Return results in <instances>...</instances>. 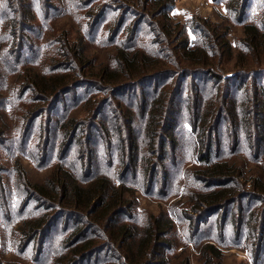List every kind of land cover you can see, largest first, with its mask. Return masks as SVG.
<instances>
[{
  "label": "rangeland",
  "instance_id": "rangeland-1",
  "mask_svg": "<svg viewBox=\"0 0 264 264\" xmlns=\"http://www.w3.org/2000/svg\"><path fill=\"white\" fill-rule=\"evenodd\" d=\"M25 1L18 0L16 2L18 10H22V3L32 4L36 9L37 18L31 22L34 26L31 31L24 30V33L29 36L30 43L29 47L26 46L22 64L16 63L14 59H9L7 50L0 51V128H8L7 134L0 138V264L52 263L53 248L57 247L61 238L52 242L48 254L46 251L44 254L40 255L39 253L37 255L42 237L41 232L36 233L34 243L25 252H21L20 249L23 246H18V244H22V241H19L21 225L39 217L42 212H50L53 218L61 211L62 214L58 219L59 225L53 229L56 231L64 228V224H67L68 221L78 224L77 221H82V216L80 217L77 213L73 216L71 210L57 208L56 204H52L53 206L49 208L51 203L46 199L42 200L38 193H31V186L34 184L38 188H44L53 168L63 161H65L63 168L67 169L73 178L78 179L76 173L70 168V166L74 167L73 164L80 165L79 170L84 177L86 173L89 174L88 167L91 168L92 176L97 175L96 178L98 179L105 177L103 175L104 170L101 168L103 154L100 145L106 143V130H103L102 125L106 123L116 136L118 129H121L124 126L123 123L126 122L122 117L123 110L127 104L130 105L131 101H133L131 102L132 112L136 117L133 130L136 132L135 134L142 135L143 132L146 134L144 142L141 144L143 155H140V160H137L135 165L133 164L131 167L129 164L127 166V162L121 164L117 175L116 171L111 174L116 175L114 180L113 178L110 179L112 189L124 187L128 193H132L128 196L129 200H132L131 205L127 208L123 207V212L115 216L113 220L115 224L126 223L137 226L135 237L129 239L127 243H138L145 235L144 229L154 225L155 218L169 219L173 227L162 235L161 242L163 241L164 246L161 247L163 255L160 257L163 262H159V264H183L185 263L183 260H187L188 264H217L219 260L220 264H264V238L260 234L259 240H262L260 244L262 251L258 255L257 250L253 249L246 242L245 237L240 234L239 225L243 219L241 221L236 220L241 216L240 210L242 208L245 209L244 214L246 213V218H248L249 211L246 212V209L254 203H259V205H255L257 209L252 208L251 210L258 214L256 218L260 219L263 224L264 206H261L258 196L253 193L255 192L253 185V178L255 177L253 175L257 172L256 160L253 161L241 153L234 156L233 151L236 149V144H233V140L228 139L226 148L222 147L221 149H224L225 153L230 151L231 155L228 160H230V164L234 163L236 168H240L241 174L239 175L241 176L236 174V177L234 176L236 182L231 180L225 186L235 188V191L239 192L238 197L224 202L222 208H218L211 217L207 216L213 208L200 206L202 212L198 213L200 202L193 203L194 197L199 198L201 194L221 186L210 184L202 178L201 174L206 172L209 165L200 159L199 153L193 152V145L187 141L188 137L184 139L183 136L175 133V138L179 140V145L175 151L172 150L166 139L162 140L166 134L165 123L159 129V137L155 143L158 148L161 142L164 143L165 149L160 151V148L158 150L153 148L157 157L151 156L153 151L149 150L148 145V123L146 124L142 120L143 114L141 112L142 95L147 94L148 96V92L142 91V88H145L144 85H148V82L141 81L143 85L139 87L135 85L140 82H128L127 86L124 84L125 87L122 90L125 92L122 96L117 94L118 92L115 93L116 90L114 92L113 88L103 87L92 80L95 77L99 79L98 75L100 74L98 73H101L104 68L108 70V75L110 71L117 70L119 72L122 68L116 59L120 42L143 51L164 49L169 53V56L162 60H165L166 64L172 68L179 66L181 60L179 56L182 52L181 37L168 34L162 28L163 15H152L151 0H144L147 8L141 7L138 2L130 8V5L122 6L121 1L106 0L112 8L107 9L105 16L98 21H94V18L99 12V6L96 2L100 0L94 3V7H89L91 15L86 18L82 15L84 13L82 10H76L73 0H49L48 4L45 3L48 0H35V4L32 3V0ZM228 1L173 0V7L167 16L168 22L171 24L180 23L182 25V23L192 20L195 21V24L198 23L200 29L206 31L208 43L211 45V47H207L208 53H205L208 55L210 67L215 69V72L233 75L234 80H231V84H238L240 80H237L235 76L240 73L239 71L246 70L248 72L264 69V46L254 49L245 41L243 24L253 22L261 28L264 20V0H249L247 8L243 6L246 0H231V11H228L227 8ZM50 2H52L51 5ZM0 7L2 8V6ZM130 10H135V15H131L132 20H126L120 26V21L124 18H120V16L130 14ZM0 12L5 17H10L7 10H0ZM240 18L242 22H240ZM135 22L140 23L137 25V33L132 35V27H134ZM188 25L189 46L192 47L195 46L194 39L196 36L190 28L188 29ZM150 26L153 31L159 30L161 33L159 35L154 34ZM225 28H228L227 39L231 43V52L225 46L222 47L220 43V34L225 31ZM69 43L75 45V49H70V53L65 48V44L69 45ZM61 52L67 53L66 56ZM77 53H80V57L84 61L83 67H79ZM66 58L71 59L73 71H79L80 76L78 78L94 85L82 84L76 90L73 88L61 93L60 102L56 109L52 108L54 107L55 96L50 97L47 101L39 99L40 101L34 102V105H43L46 112L37 120L35 132L25 136L24 128L32 117L30 107L33 104H30L29 100L35 97L36 93L30 89L23 92L21 96L22 92L19 93L18 91L22 90V78L26 77L25 74L33 75L34 73L49 76L51 74L49 72L52 71L49 70V67L56 61ZM13 66L16 68H11ZM206 68L202 67L201 70H206ZM64 70L66 69L64 68ZM134 73V71H130L131 76ZM261 75L260 81L264 83V74ZM121 78H129V76L123 75ZM249 81L251 80L249 79ZM224 84L225 81H222L219 90L220 97L221 91L225 89ZM153 87V85L149 86V90ZM203 87L205 88V85ZM93 88L97 89V92L91 96L89 92ZM15 92L19 95L16 100L12 97ZM93 100L94 102L99 100L96 107L91 104ZM213 100L214 107L218 105L220 108L221 104L218 103L220 98L217 100L213 98ZM225 108L229 109L228 101ZM223 115L229 117L225 111ZM47 116L51 120V137L46 152L48 154L45 156L46 153L39 155L38 152V148L44 144L43 139L40 136L35 137V135L45 134L46 123L43 120L45 121ZM72 120H75L76 128L78 127L74 143L81 145V149L79 148L73 157L70 156L68 149L62 153L63 146L60 144L65 136L63 145L71 139L69 135L62 138L60 132L64 125ZM227 124V133L231 134L232 130L229 128L232 123L227 122ZM184 125L186 126L184 132L192 134L190 123H184ZM15 128L16 130H14ZM74 128L75 126L73 131L76 129ZM209 128L213 135L224 133L222 126L217 125L215 120L210 122ZM214 129L215 131H213ZM260 130L264 134L263 126ZM122 131L125 132L124 127ZM216 140L218 139L213 136V146ZM121 145L117 140L113 141V146L118 150L121 149ZM238 146L241 147L240 141H238ZM82 147L89 148V151H83ZM105 158L103 164L107 167L110 160L108 156ZM148 160L151 161L150 167ZM147 167H149L148 172L146 171ZM232 167L230 170L235 169L234 166ZM88 178H90L89 175L86 179ZM200 217L204 218V222L199 226ZM223 218L230 219L232 225L228 226L227 230L222 233ZM80 224L83 226L81 231H88L89 235L100 243L99 246L101 245L98 250L92 252L83 264H130L124 257L115 256L119 255V251L122 252V243L124 242L123 240H116L113 243L109 233L111 225L98 221H93L92 224L88 223L87 225L86 219H83ZM243 232L245 234L247 232L246 223L243 226ZM69 241L66 237L60 245L67 246L70 244ZM155 241L158 239L154 240V243ZM207 242L215 245L221 252V257H214L211 263L208 262V256L204 254V245ZM111 257L115 258V263L109 260Z\"/></svg>",
  "mask_w": 264,
  "mask_h": 264
},
{
  "label": "trees",
  "instance_id": "trees-1",
  "mask_svg": "<svg viewBox=\"0 0 264 264\" xmlns=\"http://www.w3.org/2000/svg\"><path fill=\"white\" fill-rule=\"evenodd\" d=\"M17 1L18 0H0V6H2L0 10H7L10 13V17H5L0 12V51L3 52L7 50L9 59H14L16 63L22 64V58L27 48L26 46L29 47L30 43L29 36L27 33H24V30H32L34 26L31 22L36 20L37 13L34 5L29 3H22V10H18L16 5ZM22 1L26 2L25 0ZM73 1L77 8L76 10H82L84 12L82 15L86 18L91 15L89 7H94V3L98 0ZM100 1L96 2L99 6V12L95 16L94 21L100 20L101 17L105 16L106 10L112 8L109 6L108 1ZM118 1L123 3L122 6L130 5V8L137 2L140 3L141 7L147 8L144 0ZM248 1L249 0H246L244 2V8L248 7ZM33 2L35 4L36 1L32 0V3ZM151 2L153 5L151 8L152 15H163V19L161 20L163 21L162 28L165 29L168 34L181 37L180 44L182 52L179 56L181 59L179 66L172 68L166 64L167 62L165 60H162L169 56V53L164 49L161 50L160 48L156 51H143L139 50V48L134 49L130 46L121 44L122 42H120L116 59L119 61L120 65H122L123 70L121 68L119 72H117V70L110 71L108 75V70L104 68L101 73H98L100 75L97 74L99 79L95 77L92 80L103 87H108L109 89L113 88L114 92L116 90L115 93L118 92L117 94L122 96L125 92L122 88L127 86V84H129L128 82H140L135 85L136 87L143 85L141 81L148 82V85H144L145 88H142V91L148 92V96L147 94L142 95L141 112L143 114L142 120L144 123H148V145L149 150L153 151L151 156L155 155V157H157V153H154V149L157 148L158 150L160 148V151L165 149V145L162 142L159 148L158 145H155L159 137V129H161L165 123L166 134L162 140L166 139V142L168 141L172 150L175 151L179 145V140L175 138V133H178V135L180 134L184 139L188 137L187 141L193 145V152L199 153L200 159L209 165L206 172L201 174L202 178L210 182V184L221 186L205 194H201L199 198L196 197L197 199L194 197L193 203L200 202L198 204V213L202 212L200 206L213 208L207 216L211 217L217 212L216 210L218 208H222L224 202L238 197L239 192H236L235 188L225 186V184H229L231 180L236 182L234 179L236 174H241L240 168H236L234 163L230 164V160H228L230 159L228 157L231 155L230 151L228 150V152L225 153V150L221 149L222 147L226 148L229 142L228 139L233 140V144H236V149L233 151L234 156L235 154L241 153L251 158L253 161L256 160L255 162L258 168L256 167L257 172L253 175L255 177L253 178V185L255 188V192L253 193H256L255 195L258 196L261 206H264V134L261 133L260 130L261 126L264 127V83L260 81L261 74H264V69L258 71L250 70L248 72H246V70L239 71L240 73L235 76L237 80H240L239 83L231 84V80H234L232 77L233 75H224L215 72V69L210 67L207 59L208 55L205 54L206 52L208 53L207 47H211L208 43L206 31L200 29L197 25L198 23L195 24L193 20L182 23V25L180 23H169L167 14L173 7V0H151ZM45 3L48 4L49 0ZM51 4L52 2H50V5ZM227 8L228 11L232 10L231 0L228 1ZM130 12V14L120 16V18L124 17L120 21V26L126 20H132L131 15H135V10H130ZM240 22H242L241 18ZM139 23L135 22L133 24L132 35L135 34V32L137 33V25ZM187 24H189L188 29L190 28L196 36L194 39L195 46L192 47L189 46L190 36L188 34ZM243 24L245 41L254 49L259 46H264V20L261 24L262 29L253 22H246ZM117 29H115L116 32H118ZM227 30L228 28H225V31L220 34V43L222 47L225 46V48L231 52V43L229 39H227ZM151 31L158 35L161 33L159 30L153 31V29H151ZM65 48H67L68 53H70V49L74 50L75 45L72 43H69V45L65 44ZM61 53H63L64 56L67 54L64 52ZM77 60L80 63L79 67H81L84 61L80 57V53H77ZM70 62L71 59L67 58L56 61L49 67V70H52L49 72L51 73L49 76L41 74L40 76L34 73L33 75L25 74L26 77L22 78V90L18 91L19 93L22 92L21 96L23 92L30 89L36 93L35 97L29 100V103L31 102L30 104H33L30 107V115H32V117L24 128L25 136L35 132V129H37V127H35L37 120L46 112L44 111L46 109L43 105H34V102L40 101L39 99L47 101L50 97L55 96L56 99L54 101V107L52 108L56 109L60 102L59 96L61 93L73 88L76 90L78 87L82 86V84L94 85L91 84V82L82 81L81 78H78V76H80L78 73L79 71H73L71 68L72 62ZM16 66L11 68H16ZM75 67H77L76 64ZM202 67L207 68L206 70H201ZM64 68L66 70H64ZM58 70L62 71H59V73ZM130 71H134L135 73L131 76ZM123 75L129 76V78H121ZM82 78L86 79L85 77ZM249 79L251 81L248 82ZM222 81H225L223 85L225 89L221 91L220 97L219 90ZM152 85L154 86L153 89L149 90V86ZM203 85H205V88ZM96 92L97 89L93 88L89 93L92 96L96 94ZM18 96L16 92L12 95L15 100L19 98ZM213 98H216V100L220 98L218 102L221 104L220 108L218 105L214 107ZM227 101L229 109L225 108ZM98 102L99 100L97 102L93 100L91 104L96 107ZM131 102L130 105H126L127 107H125L122 113V117L127 122L123 123L125 132L122 131L123 127H121V129H118L117 135L115 136L106 123L102 125L103 130H106V143L105 145H100L102 147V157L103 161L106 159L105 156H108L110 160V163H107V167L103 164V161L101 162V168L104 170L103 175H105V177L98 179L96 178L97 175L92 176L90 167H88L89 174L86 173L84 177L81 174V170H79L80 165L73 164L74 167L70 166V168L76 173L78 179L73 178L69 174V171L63 168V162H65L63 161L60 165H56V167L53 168L52 174L48 178L44 188H38L33 184L30 192L38 193L42 200H48V202L51 203V206L49 204V208L53 206L52 204H56L57 208L61 207L71 210L70 212L73 216L77 213L80 217L82 216V221L86 219L87 225L88 223L92 224L93 221H98L100 223L105 222L111 225L109 233L113 243L116 240H123L124 242L122 243V252L119 251V255H115L116 257H124L130 264H159V262H163V259L160 257L163 255L161 247L164 246L163 241L161 242L162 235L173 227L171 220L155 218L154 225H150L144 229L145 235L138 243H127L129 239L135 237L137 226L126 223H113L114 217L123 212V207L127 208L131 205L132 200L130 201L128 196L132 193H128L124 187L112 189V187H110V179L113 178L114 180L121 164H126L127 162V166L129 164L131 167L133 164L135 165L137 160H140V155H143L141 152V144L144 142V136L146 137L145 132L140 135L135 134L136 132L133 130L136 117L132 112L133 107H131ZM150 106L151 108L149 109ZM224 111L227 112L229 117L223 115ZM227 118L229 119L227 120ZM212 120H215L217 125L222 126L224 132L222 135L216 133L213 135V132L210 131L209 125ZM43 122L46 123L45 134L35 135V137H42L44 142L42 147L38 148L39 155H44V153L47 152L51 137V120L48 119L47 116ZM227 122L232 123V125L230 124L231 129L229 128V130H232L231 134L227 133L229 124H227ZM75 123V120L68 121L60 132L62 138L65 135H69V138L71 137V139L63 145L66 139L65 136V139L60 143L63 146L62 153L66 152L68 149L71 157L78 152L79 148L81 149V145L79 146V144L74 143L77 134L76 130L78 128H76ZM184 123H190L192 126V134L184 132L186 128ZM74 126L76 129L74 128L75 130L73 131ZM180 128L182 129L179 130ZM215 129L213 131H215ZM7 130V127L0 128V138L7 134ZM14 130H16V128ZM213 136L218 139L215 141L214 146ZM114 140L122 144L121 149L119 148L118 150L113 146ZM238 141L241 142V147L238 146ZM87 146L89 147V145ZM82 149L83 151H89V148L86 147H82ZM47 154L48 153H46L45 156H47ZM41 158L44 159L43 157ZM150 162L148 160L149 167ZM229 166L231 168L234 166L235 169L230 170ZM149 167L146 168L147 172ZM114 171H116V175H111ZM88 175L90 178L86 179ZM79 181L82 184H80ZM245 192L250 193L247 191ZM255 205H259V203H254L246 209V212L249 211L248 218H246V213L244 214L245 209L243 210L242 208L240 210L241 216L236 220L241 221L243 219L242 223L239 225L240 234L245 237L246 242L253 247V249L257 250V254L259 255L262 251V246L260 245L262 240H259L260 234L261 237L264 238V219L262 224L261 220L256 218L258 214L254 213V210L257 209ZM252 208L254 210H251ZM61 214L62 212L60 211L52 218L50 212H42L39 217H35L32 220L26 221L24 225H21L19 229V233L21 234L19 241L21 240L22 244L20 243L18 246L23 247L20 251L25 252L26 249L34 243L36 239L34 235L41 232L42 238L39 242L37 255L39 253L40 255L44 254L46 251L48 254L52 242L61 238L57 247L55 246L53 248L54 256L51 264H83L92 252L98 250L101 245L99 246L100 243L95 241L94 238L89 235L88 231H81L83 226L80 222L82 221H77L78 224L68 221L67 224H64V228L53 231V229L59 225L58 219ZM200 218L198 221L199 226L204 222V218ZM245 223L247 226L246 234L243 232ZM230 225H232L231 220L223 218L221 226L222 233L225 232L227 230L226 228ZM66 237L70 240V244L67 246L60 245L61 241ZM156 238L158 241L154 243V240H157ZM107 246H109V244H107ZM204 254L208 256V262L210 263L213 261L214 257H221L220 250L209 242L204 245ZM111 258H109V260L115 263V258ZM183 261H185L183 264H188L187 260ZM217 264H220V260Z\"/></svg>",
  "mask_w": 264,
  "mask_h": 264
}]
</instances>
